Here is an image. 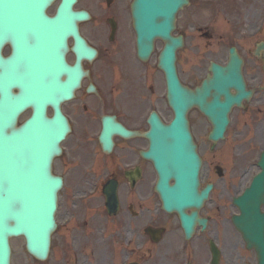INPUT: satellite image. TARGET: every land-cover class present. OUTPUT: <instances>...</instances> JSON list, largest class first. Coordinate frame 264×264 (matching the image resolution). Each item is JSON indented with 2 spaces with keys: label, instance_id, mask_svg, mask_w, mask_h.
Segmentation results:
<instances>
[{
  "label": "flooded vegetation",
  "instance_id": "af4514ba",
  "mask_svg": "<svg viewBox=\"0 0 264 264\" xmlns=\"http://www.w3.org/2000/svg\"><path fill=\"white\" fill-rule=\"evenodd\" d=\"M130 3L131 0H83L80 5V9L92 14L91 20L79 22L80 34L97 54L82 58L84 74L80 87L74 98L62 106L71 133L63 145L62 156L55 162V172L65 183L61 214L72 216L75 231L84 233V238L89 215L96 210H100L99 216L104 213V186L115 181L120 201L116 231L123 236L114 256L115 264H183L185 259L191 264H208L217 229L223 235L221 264L233 263L237 235L226 221L231 210L226 196L216 197L214 190L210 202L199 212L207 220L206 232L202 234L201 228L196 229L186 247L185 258L181 253L184 234L179 218L161 210L154 190L157 174L142 152L148 148V114L159 111L167 120L171 110L166 102L165 76L157 66V45L146 60L138 55ZM184 23H180L177 34L187 39ZM259 26L261 31L257 33ZM259 44H264V0H216V64L227 67L234 52L242 61L239 72L249 95L242 99V108H234L230 115L232 146L216 147V157L208 156L213 161L212 167L203 173L201 187L228 176L236 178L238 170L226 159L227 155L236 152L246 155L258 146L264 147V49L257 56ZM69 46L68 61L75 65L78 55L74 42L70 41ZM11 53L12 46L7 43L2 50L3 57L8 58ZM184 75L194 83L203 72ZM8 90L13 96L19 95L22 84L12 81ZM230 92L237 93L233 88ZM19 113L17 124L30 117L28 109L23 108ZM103 119H113L129 133L127 136L114 133L111 151L105 150L100 141ZM200 130V139H204L201 126ZM242 140L247 142L245 146L240 145ZM218 164L225 168L222 178L214 169ZM93 188L100 190L98 195L82 201L80 195ZM225 194H230L229 186H225ZM81 214L85 219L76 227ZM216 215L223 216L220 225L216 224ZM73 230L71 227L68 232ZM152 230H163L162 236H152ZM108 259L107 249L97 255L98 264H106Z\"/></svg>",
  "mask_w": 264,
  "mask_h": 264
},
{
  "label": "water",
  "instance_id": "95a60500",
  "mask_svg": "<svg viewBox=\"0 0 264 264\" xmlns=\"http://www.w3.org/2000/svg\"><path fill=\"white\" fill-rule=\"evenodd\" d=\"M54 1L0 0V93L3 96L0 100V264H10L9 240L20 236L26 239L30 254L45 260L56 228L54 215L61 183L52 175L51 164L60 153L59 143L69 129L62 118L49 120L45 112L48 106L57 109L61 101L71 98L80 83L79 67L75 71L66 67L63 58L68 37L73 36L78 44L81 42L76 22L83 17L71 13L76 0H63L56 18H47L45 10ZM187 3L188 0H136L133 13L140 46L142 50L147 48L146 55L155 37L166 41L161 65L167 72L176 118L170 127L152 119L151 149L146 156L155 163L159 176L157 191L164 207L178 211L183 224L190 228L196 214L191 218L184 211L200 207L207 194L198 193L200 161L188 131L187 112L198 106L208 115L216 140L224 131L229 105L237 100L226 95L225 102L219 103L216 66L212 68L214 78L196 92L183 88L176 80L172 66L181 41L170 33L178 10ZM7 43L13 51L9 58H3L2 47ZM79 51L82 53V49ZM62 74L67 76V81H61ZM12 81L22 84L23 91L17 96L8 90ZM24 107L33 108L34 116L16 128L18 114ZM111 194L115 204V191ZM240 199L236 203L242 216L235 219V225L244 234L249 248L257 250L260 264H264V216L260 214L264 175H259Z\"/></svg>",
  "mask_w": 264,
  "mask_h": 264
},
{
  "label": "rangeland",
  "instance_id": "374dc122",
  "mask_svg": "<svg viewBox=\"0 0 264 264\" xmlns=\"http://www.w3.org/2000/svg\"><path fill=\"white\" fill-rule=\"evenodd\" d=\"M197 1L193 0V5L186 8L182 14H181V18L182 20H188L189 21V25L186 24V26H189V41H188V53H189V58L191 57V55L193 53H197V54H201V56H205V58L207 57L203 51V49L199 46L202 45L203 43L200 42L197 38V36L194 35V28L192 25V23L194 24V26H200V28L203 30V34L207 33L208 35H210L212 38H216V11L212 14V16L202 22L198 21L195 22L194 18H195V14L197 11L195 10H203V8H197L194 9V4H196ZM203 4H204V0H203ZM214 8V7H213ZM192 22V23H191ZM205 25L211 26L210 29H206ZM204 41L209 40V36L206 38L205 36H203ZM213 41V40H212ZM214 50V48H209L207 50V52H212ZM186 54V53H185ZM182 56L181 59V69L184 70L186 67V55ZM207 129L209 130V127L207 126ZM256 170H253V173H255ZM97 238L99 239V236H97ZM12 248H13V254H12V264H54V257L53 259L50 258L48 263H39L37 261H35L33 258H31L30 256H28L25 252L24 249V242L21 239H13L12 241ZM54 256V255H53Z\"/></svg>",
  "mask_w": 264,
  "mask_h": 264
},
{
  "label": "bare ground",
  "instance_id": "6f19581e",
  "mask_svg": "<svg viewBox=\"0 0 264 264\" xmlns=\"http://www.w3.org/2000/svg\"><path fill=\"white\" fill-rule=\"evenodd\" d=\"M211 10H212L211 8H208V9H207V11H209V12H210Z\"/></svg>",
  "mask_w": 264,
  "mask_h": 264
}]
</instances>
